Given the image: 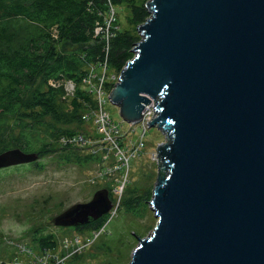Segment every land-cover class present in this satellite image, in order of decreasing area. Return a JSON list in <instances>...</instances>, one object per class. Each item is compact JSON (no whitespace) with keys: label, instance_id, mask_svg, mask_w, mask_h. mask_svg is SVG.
Listing matches in <instances>:
<instances>
[{"label":"water","instance_id":"water-1","mask_svg":"<svg viewBox=\"0 0 264 264\" xmlns=\"http://www.w3.org/2000/svg\"><path fill=\"white\" fill-rule=\"evenodd\" d=\"M140 41L109 93L122 120L164 136L149 207L157 219L128 264H264V0H147ZM36 152L0 153V170ZM97 190L51 219L109 213Z\"/></svg>","mask_w":264,"mask_h":264},{"label":"trees","instance_id":"trees-1","mask_svg":"<svg viewBox=\"0 0 264 264\" xmlns=\"http://www.w3.org/2000/svg\"><path fill=\"white\" fill-rule=\"evenodd\" d=\"M146 2L0 0V153L20 148L41 158L56 155L77 165L100 162L99 153L83 154V148L64 144L63 137L83 134L63 126L82 125L83 110L95 106L92 95L82 88L92 67L106 63L108 69L119 74L133 58L132 50L140 41L137 27L149 18ZM121 5L130 10L126 16L129 28H121L116 17L107 26L110 9ZM66 80L75 84V91L65 110L64 87L51 82ZM107 190L112 199L111 190ZM151 198L152 188L131 190L119 206L126 214L143 219ZM108 219L105 215L86 225L63 229L90 233L101 229ZM31 232L33 250L45 252L58 245L52 233L39 228Z\"/></svg>","mask_w":264,"mask_h":264},{"label":"rangeland","instance_id":"rangeland-1","mask_svg":"<svg viewBox=\"0 0 264 264\" xmlns=\"http://www.w3.org/2000/svg\"><path fill=\"white\" fill-rule=\"evenodd\" d=\"M129 14L130 10L126 5L114 6L106 17V24L109 26L116 17L121 28H129L126 22V16ZM105 38L107 40L108 36ZM91 72L105 76L108 90L111 84L112 90L119 76L114 71L100 66L92 67ZM61 84L64 87L62 106L66 110L69 109L75 84L66 80L55 83L54 86ZM82 88L90 94L83 84ZM108 96L105 110L120 128V133L116 136L144 143L139 156L129 159L123 168V176L113 185L117 189L122 188V193L117 195L121 202L131 190L142 192L145 188L153 189L157 176L156 149L165 139L155 127L148 128L146 121L139 125L124 122L119 115V109L110 103ZM92 109L89 107L83 110L82 114L92 113ZM63 127L74 129L87 139H92L88 147L83 148V154H92V150L97 149L93 144L99 136L93 120L85 121L80 126ZM59 158L56 155L39 157L34 163L42 164L41 167L32 163L0 170V264H8L16 259L28 264L34 258L39 261L42 259V252L31 248L30 235L35 228L52 233L56 237L58 245L48 252L50 258L67 256L66 244L71 245L75 239H80L81 250L67 256L64 264H128L138 244V238L147 237L156 225L157 219L153 211L149 207L146 217L139 219L126 214L119 206L120 202H114L113 204H118L116 217L110 218L111 220L105 223L104 232L89 242L88 238H92L91 232L78 233L55 227L51 223L54 216L74 204L88 202L97 190L107 189L108 185L112 184V181L98 177L95 170L99 163L83 166L67 163ZM101 242L104 244L100 245ZM26 248L31 252V256Z\"/></svg>","mask_w":264,"mask_h":264},{"label":"built area","instance_id":"built-area-1","mask_svg":"<svg viewBox=\"0 0 264 264\" xmlns=\"http://www.w3.org/2000/svg\"><path fill=\"white\" fill-rule=\"evenodd\" d=\"M100 67L106 69V63L100 65ZM83 82L85 83H83L84 88L88 89V91H90V94L94 97L93 101L95 104V107L92 109V113H84L81 116V120L84 123L85 121L90 122L93 120V123L97 128L96 130L99 138L97 139V142L93 144L97 149L92 150L91 153L94 155H97L99 153L101 155V159L98 168L95 171L98 172V177L104 178L108 182L112 181V184L108 185V188L111 190L112 196L114 197V199H111V202H120L121 199H119L117 195H120L122 193V188L117 189L113 187V185L115 181L120 180V178L123 176V168L129 161V159L139 156L144 143L143 141L135 142L133 139H122V136H116L120 133V128L115 125L113 119H111L108 112L105 110V102L107 101V96L109 95V92L111 90L107 89L108 84L106 83L105 76H98L96 73H90L89 71V74L86 75ZM51 84L54 85L52 82ZM153 115L154 112L152 107H148L144 112L143 120L141 122H138L137 124L139 125L140 123H144L145 121L146 124H148ZM61 141L64 144L70 143L80 148H87L89 141L91 142L92 139H87L83 135H75L71 138L63 137ZM117 210L118 204H113L111 210L107 214L109 216V219L116 217ZM109 219L107 220V222L111 220ZM105 225L101 229L91 232L92 238H88V242L89 240L94 241L95 239H97L104 232ZM65 249L68 252L67 256L81 250L80 239H75L71 245L66 244ZM49 251L42 252L43 257L40 261L39 259L34 258L28 264L65 263L67 256L50 258L48 256ZM27 253L31 256V252L29 250ZM44 255L46 256L44 257ZM20 261L21 260L16 259L12 262H9L8 264H24Z\"/></svg>","mask_w":264,"mask_h":264}]
</instances>
